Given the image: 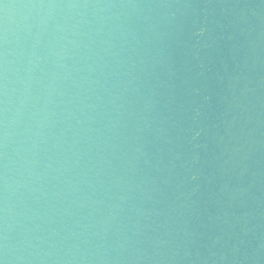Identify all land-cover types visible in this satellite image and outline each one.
Returning <instances> with one entry per match:
<instances>
[{"label":"water","instance_id":"water-1","mask_svg":"<svg viewBox=\"0 0 264 264\" xmlns=\"http://www.w3.org/2000/svg\"><path fill=\"white\" fill-rule=\"evenodd\" d=\"M0 264H264V0H0Z\"/></svg>","mask_w":264,"mask_h":264}]
</instances>
